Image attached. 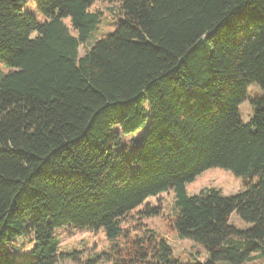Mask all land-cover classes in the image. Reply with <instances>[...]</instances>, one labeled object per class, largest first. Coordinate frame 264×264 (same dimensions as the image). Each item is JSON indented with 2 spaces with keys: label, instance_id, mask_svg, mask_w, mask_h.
Wrapping results in <instances>:
<instances>
[{
  "label": "trees",
  "instance_id": "obj_1",
  "mask_svg": "<svg viewBox=\"0 0 264 264\" xmlns=\"http://www.w3.org/2000/svg\"><path fill=\"white\" fill-rule=\"evenodd\" d=\"M23 1L0 0V264L78 260L58 250L70 228L103 230L111 264H264V98L248 96L264 90V0H32L43 23ZM101 2L118 26L89 45ZM145 126L136 148H118ZM214 168L244 189L189 195ZM172 193L167 227L203 262L142 224ZM24 238L33 258L15 263Z\"/></svg>",
  "mask_w": 264,
  "mask_h": 264
},
{
  "label": "rangeland",
  "instance_id": "obj_2",
  "mask_svg": "<svg viewBox=\"0 0 264 264\" xmlns=\"http://www.w3.org/2000/svg\"><path fill=\"white\" fill-rule=\"evenodd\" d=\"M21 9L28 12L34 18L43 23L45 18L38 13L36 6L32 0H24L21 4ZM92 10H98L102 13V21L98 26V29L92 34V39L89 45L96 39H101L104 36L112 33L118 26V19L116 18V7L109 5L107 3H96ZM67 26L71 27V22L69 19L64 21ZM81 56L84 54V48L80 49ZM0 71L3 73L9 72V68L0 65ZM249 99L264 98V90L257 84H252L248 88ZM147 107V106H146ZM148 108V107H147ZM253 107L250 101H246L239 107V114L243 122L248 123L253 117ZM146 126L140 131L129 136H122L120 141L119 149H127L128 151L136 148L140 143V137L146 131ZM119 130V129H118ZM136 170L133 167V171ZM243 179L235 176L232 172L214 168L210 169L203 174H201L193 183L187 185V191L189 195L198 194L201 190L207 188H216L222 191L223 195L230 196L243 190ZM164 211L163 215L160 217H154L150 219H145L142 221L143 225L147 228L155 230V232L166 238L168 243L171 245L174 255L183 259L184 262L197 263L206 260L207 255L203 249L188 240H182L178 238L175 234H171L167 227V217L172 214L175 206L174 194H167L161 198ZM231 223L234 224L239 229L250 228L251 225L245 224L236 215H232ZM58 241V250L61 253H68L73 251H78V260H68L62 264H111L104 260L101 256L103 252L109 249L110 242L106 238L104 231L99 230L96 232L87 231H76L73 229H62L58 231L55 235ZM34 243L28 239H20L17 241V247L11 250V256L15 263H25L27 260L33 258L31 253ZM98 256H101L98 258ZM199 257V258H196ZM249 264H261L258 260Z\"/></svg>",
  "mask_w": 264,
  "mask_h": 264
}]
</instances>
